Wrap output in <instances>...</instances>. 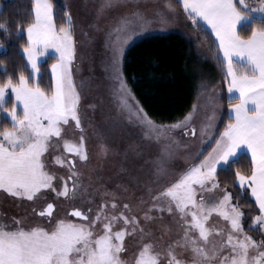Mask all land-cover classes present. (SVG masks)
I'll return each instance as SVG.
<instances>
[{
    "label": "snow or ice",
    "instance_id": "6c2138e0",
    "mask_svg": "<svg viewBox=\"0 0 264 264\" xmlns=\"http://www.w3.org/2000/svg\"><path fill=\"white\" fill-rule=\"evenodd\" d=\"M31 3V20L15 33L17 38L26 35L21 47L29 74L21 71L15 77L5 69L0 79V196L31 202L32 212L42 219L33 223L27 216L4 220L0 213V264H163L162 256L167 264H264V0H176L175 4L153 0L151 12L145 7L148 0H94L95 20L90 27L103 36L108 54L104 70L110 81L108 123L97 133L100 155L120 157L118 174L128 173L142 186L137 200L147 207L139 216L131 202L105 187L97 193L99 202L90 195L86 201L90 207L72 210L70 215L81 222L54 216L57 205L48 202L49 194L70 203L85 202L79 167L91 161L87 146L91 123H86L83 85L75 78L82 56L78 25L70 5L63 6L65 20L57 24L53 0ZM182 18L196 32L214 37L215 51L211 47L209 51L224 69L228 116L223 129H217L222 89L212 88L213 107L199 129L200 147L186 169L174 172L180 150L189 147L175 134L197 135L193 112L176 123L157 125L136 99L123 63L138 41L170 31L167 26ZM105 19L110 23L101 26ZM9 27L0 23L5 35H11ZM43 58L52 61L47 85H42ZM201 87L202 94H207L208 85ZM88 107L95 110L97 105ZM127 125L138 126L142 136L125 140L126 131L131 135ZM209 139L210 150L204 147ZM145 140L163 141V148L144 161L150 166L141 180L131 176L128 165L144 160V150L150 146L143 144ZM238 157L249 161L250 171L236 168L234 185L250 194L259 209L248 230L242 207L252 205H241L238 199L233 203V194L221 188L218 180L220 171L239 163ZM54 165L66 169V174ZM116 188L128 191L123 183ZM204 193L214 194L206 197ZM41 201L46 206L37 212ZM162 213L172 218L174 236L171 228H165L161 236L154 234L152 225L163 221ZM253 226H258L260 240L249 234ZM126 237L135 249L131 259L125 255L129 251Z\"/></svg>",
    "mask_w": 264,
    "mask_h": 264
},
{
    "label": "trees",
    "instance_id": "16d2710c",
    "mask_svg": "<svg viewBox=\"0 0 264 264\" xmlns=\"http://www.w3.org/2000/svg\"><path fill=\"white\" fill-rule=\"evenodd\" d=\"M53 2L59 24L65 20L63 5L57 0ZM175 2L176 0H172L173 4ZM31 7V0H0V23L8 24L11 33L5 35L0 31V43L4 44L0 51V60H3L0 64V79L4 78L5 69L8 74H14L15 77H18L21 71L29 74L21 47L26 41V35L22 34L17 38L15 33L31 20ZM180 11L182 12V9ZM182 20V30L153 34L133 45L124 60L123 73L148 117L159 125H170L183 120L198 98L204 95L202 84H207L208 88L219 86V89H222L220 92L222 117L218 129L222 130L227 123L228 105L226 85L223 84L224 69L209 51L210 47L213 52L215 51L213 38L196 32L190 21L183 18ZM182 33L184 35H181ZM188 33L191 39H188ZM51 62L50 58H45L41 62L42 85L50 82ZM207 149L210 150V147ZM238 159V164L227 171L219 172L218 180L222 188L233 194V203L238 199L241 205H252L251 208L242 207L246 214L245 229L248 230L252 217L259 214V209L250 194L242 193L239 186L234 185L236 168L242 172L250 171L249 161L240 157ZM252 232L257 231L255 229L249 231ZM257 234L259 235L258 232Z\"/></svg>",
    "mask_w": 264,
    "mask_h": 264
},
{
    "label": "rangeland",
    "instance_id": "374dc122",
    "mask_svg": "<svg viewBox=\"0 0 264 264\" xmlns=\"http://www.w3.org/2000/svg\"><path fill=\"white\" fill-rule=\"evenodd\" d=\"M63 6L70 5L69 10L73 15L74 22L78 25L76 32V37L78 40V49L79 53L82 54L81 59L77 61L79 64V71L76 72L75 78L76 83L82 86V92L84 93V111L88 114V121L91 123V127L88 128L87 135L88 141L87 146L91 153V161L87 167H79V161L77 160V166L79 171L82 173L81 179V189L85 190L83 195L82 203L81 199L76 200L75 202H67L63 197L59 199L54 198V194H49L50 198L48 202H53L57 206L54 209V216L60 218H68L74 222H81L79 219H76L69 215V211L74 208H80L81 210H86L89 205L86 201L89 199L90 195L94 196L95 200L99 202V195L97 193L103 192L104 188L110 190H116L119 192L122 197L126 198L125 202H131L134 206V211L139 215H143V210L146 209V205H139L137 197L143 194V189L141 185H138L134 182L128 173H119L118 174V164L120 157L113 156L109 154L107 157L100 155L99 145L101 141L98 138L97 133L104 131L107 121V112L110 103V97L108 95V73L104 70V65L107 62L108 54L103 46V36L101 33L96 32L90 25L95 20V9H94V0H57ZM163 0H160L162 4ZM149 12L155 7L153 0H148L147 5L145 6ZM101 26H106L110 23L109 19L102 20ZM183 20L179 22L172 23L167 27L171 29L166 32H158L155 34H167L175 30H182ZM81 29L83 31H81ZM187 31H185L186 33ZM190 36V33H188ZM3 48H0V51ZM43 58L41 62L44 60ZM212 88L219 89V86H213ZM208 88L207 94L201 95L200 98L195 103L197 106V111H193V108L190 112H193V127L197 130L196 136L191 135H181L178 131L175 135L181 139L183 142L189 144V147L186 149H181L176 160L173 164V171H179L186 169L193 161L192 157L195 156L197 149L200 147L199 139V129L201 124L204 122L206 115H211L213 100L211 97V89ZM220 100L221 94L219 93ZM89 104H96L97 107L95 110L88 107ZM6 117V114H5ZM222 117V109L219 113V120L216 121L215 127L218 129ZM157 124V123H156ZM159 125V124H157ZM127 129L130 130L131 135H128L126 131L124 134L125 140H136L142 136V130L135 125H127ZM212 141L209 139L204 144V147L207 149L211 145ZM143 144L149 145V147L144 150V160H136L134 163L128 165L131 170V176H138L141 180L145 178V175L149 169V164L145 163V160H150L155 158L163 148V141L160 144H157L155 141H143ZM62 151V149H61ZM141 165L143 167L141 168ZM55 169L59 172L66 174L67 170L60 168L58 165H54ZM102 178V179H101ZM71 183V181H69ZM117 183H123L127 186L128 191L124 192L122 189H117ZM222 188V187H221ZM214 193H204L206 197L212 196ZM218 194V190L216 192ZM46 206V204L41 201L37 204V212L41 207ZM0 213H3V219L9 220L11 217L15 216L17 219L27 216L29 223L38 222L40 218L37 214H34L31 209V202L17 203L14 202L13 198L7 197L6 194L0 196ZM164 217L163 221H156L152 225L154 234L156 236H161L164 233L165 228L173 229V236L175 230V224L172 221V218L168 213L160 214ZM213 219H217L213 217ZM220 224L223 225V221H220ZM257 232L249 233L255 239L260 240L262 235L258 230V226H253ZM168 240V236H164V242ZM126 241H129V251L125 254L126 257L132 258L135 249L129 238L126 237ZM166 246V244H165ZM185 260H190L188 255L182 257ZM163 264H167V257H161Z\"/></svg>",
    "mask_w": 264,
    "mask_h": 264
},
{
    "label": "crops",
    "instance_id": "0c3cea01",
    "mask_svg": "<svg viewBox=\"0 0 264 264\" xmlns=\"http://www.w3.org/2000/svg\"><path fill=\"white\" fill-rule=\"evenodd\" d=\"M254 16H255V14H254ZM213 39H214V37H212ZM221 55V58H222V54H220ZM226 96H227V91H226ZM228 113V112H227Z\"/></svg>",
    "mask_w": 264,
    "mask_h": 264
},
{
    "label": "water",
    "instance_id": "95a60500",
    "mask_svg": "<svg viewBox=\"0 0 264 264\" xmlns=\"http://www.w3.org/2000/svg\"><path fill=\"white\" fill-rule=\"evenodd\" d=\"M72 212V210L71 211H69V215H70V213ZM71 216V215H70ZM73 217V216H72ZM74 218H76V219H79V218H77V217H74Z\"/></svg>",
    "mask_w": 264,
    "mask_h": 264
}]
</instances>
